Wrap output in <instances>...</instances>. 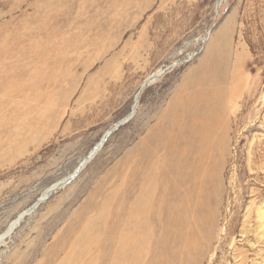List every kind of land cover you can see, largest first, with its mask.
Returning a JSON list of instances; mask_svg holds the SVG:
<instances>
[{
  "label": "rangeland",
  "instance_id": "1",
  "mask_svg": "<svg viewBox=\"0 0 264 264\" xmlns=\"http://www.w3.org/2000/svg\"><path fill=\"white\" fill-rule=\"evenodd\" d=\"M0 66V234L132 114L0 264L82 252L104 208L118 234L143 187L130 264H264V0H0Z\"/></svg>",
  "mask_w": 264,
  "mask_h": 264
},
{
  "label": "bare ground",
  "instance_id": "2",
  "mask_svg": "<svg viewBox=\"0 0 264 264\" xmlns=\"http://www.w3.org/2000/svg\"><path fill=\"white\" fill-rule=\"evenodd\" d=\"M220 1L221 0H219V2ZM223 1H225V0H222V2ZM207 39L208 40H212L213 38L211 39V37H210V39H209V37H208ZM214 41H216V40L214 39ZM227 48H228V46H227ZM0 68H1V66H0ZM163 73H164V70H160L156 74L151 75L146 80L145 83L148 84L150 81L156 80L155 78L159 77L160 74L162 75ZM142 87H144V85ZM101 145H102V141H100V143L96 147L100 148ZM93 156H95V155H93ZM90 158H91V156H87L82 161V165L83 166L81 165V169L84 167V165H86L88 163L87 161ZM69 177L63 178L62 180L56 182L54 185L62 184ZM53 186L49 187L44 192V195H46ZM153 204H154L153 191L145 189L143 187L142 191H141V194L139 196V199L132 206V208H131V210H130V212L128 214V217L130 218V221H128L126 224H124V228L122 229L121 232L119 231L120 233L118 232V234H116L117 232H115L114 230H112L111 232H108L106 215H109L108 212L110 210H107L106 208H104L101 211L102 218L100 220V223L98 221V218L95 217L94 219H92V221L89 222V225L82 230L83 236L81 238H82V240L85 241L86 244H88L84 248V250L82 252H79L77 239H76V245L74 244V242H75V240H74L73 243H72V248L67 253L66 258L62 259L57 264H97L101 260V258H99V254L96 253L95 249L98 247V245H99V243H101V241L104 242V243H108V246H109V244L111 245L112 241H113V244L116 243V248L114 249V251L116 253L113 256L114 264H130L129 261L133 257L132 253L135 251V248L137 247V244L142 239L141 238L142 235H140L139 232L140 233L143 232L144 225H148V223H146L144 221V218L151 219V211H152V205ZM20 215H19V217H20ZM19 217L17 219L13 220L11 222V224L9 225V227L3 233L0 234V242L13 229V227L17 223ZM67 243H68V241H67ZM91 244H92V246H91ZM73 245H75L74 248H73ZM102 246H103V244H102ZM111 246H113V245H111ZM129 248L132 251H130ZM111 255L112 254H110V256ZM52 259H53V257H52Z\"/></svg>",
  "mask_w": 264,
  "mask_h": 264
},
{
  "label": "water",
  "instance_id": "3",
  "mask_svg": "<svg viewBox=\"0 0 264 264\" xmlns=\"http://www.w3.org/2000/svg\"><path fill=\"white\" fill-rule=\"evenodd\" d=\"M182 63H184V62H182ZM176 64H178V63H176ZM160 76H161V74H160ZM158 78V77H157ZM157 78H155V79H157ZM146 85H147V83H145L144 84V87H146ZM144 87H142V89L140 90V92L144 89ZM132 117V114L131 115H129V116H127L126 117V119H123L122 121H120L117 125H116V127L115 128H112L111 130H109L106 134H105V136L103 137V139H102V144L107 140V138L109 137V135H111V133L112 132H114L118 127H120V125H122L123 123H125L128 119H130ZM102 146V145H101ZM101 148V147H100ZM100 148H98V147H95L94 148V150H92L90 153H89V156H93V155H95L98 151H99V149ZM98 149V150H97ZM81 165H82V163L80 164V166L78 167V169L76 170V172L73 174V175H71L69 178H68V180H66V181H64L62 184H58V185H56L55 187H54V190L55 189H57L58 187H61L62 185H64V184H66L68 181H70L71 179H73L78 173H79V171L81 170ZM54 190H51L48 194H46V195H44V196H42L41 198H39L30 208H28L27 210H25V212L23 213V214H21L20 215V219H19V221H18V223L16 224V226L20 223V221L23 219V217L28 213V212H30V211H32L33 209H35L37 206H39L42 202H44L45 200H47L48 199V197L52 194V192L54 191ZM15 226V227H16ZM14 227V228H15ZM13 228V229H14Z\"/></svg>",
  "mask_w": 264,
  "mask_h": 264
}]
</instances>
